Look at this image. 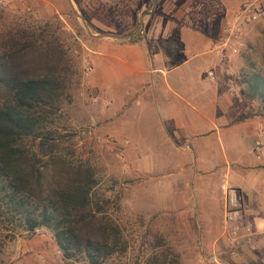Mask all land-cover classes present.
<instances>
[{
	"label": "rangeland",
	"instance_id": "obj_1",
	"mask_svg": "<svg viewBox=\"0 0 264 264\" xmlns=\"http://www.w3.org/2000/svg\"><path fill=\"white\" fill-rule=\"evenodd\" d=\"M1 1L0 54L9 49V38L22 42L30 40V36L47 40L62 54L56 69L62 76L64 88L53 113L46 118V126L55 135H60L59 151L66 158L91 166L96 180L91 192L93 201L102 205V216L117 224L126 245L124 251L111 254L100 264H149L151 256L160 252H167V258L176 257L178 264H219L222 260L223 264H257L250 259L253 254L248 247L237 249V254L232 257L219 222H215V236L206 235L204 238L206 245L203 248L196 244L198 238L188 235L191 229L177 230L170 227L169 215L162 210L165 205L155 204V186L159 180L153 181L152 172L139 169L135 158L126 156L122 151L124 141L115 135L113 129L106 127L105 110L110 102L104 103V91L94 89L88 83L92 68L90 43L98 38L85 32L82 22L72 13L66 0ZM155 1L71 0L90 32L114 34L135 30L140 11L145 8L155 10ZM242 1L196 0L191 5V11L195 13L194 24L203 32L216 33L221 19H225L231 9ZM149 2L152 5L148 7ZM260 3L262 13L238 33L237 73L223 79L242 95L241 99H236L238 106L244 107L251 115L264 118V107L257 100L241 93L245 88L241 82L243 75L251 72L264 75V0ZM166 24L167 20L157 14H146L142 33L139 34L151 39L162 33ZM92 96L96 97L94 101ZM124 116L131 123L132 130L136 131L139 126L137 110L132 109ZM261 137L260 134L258 138ZM35 142V139L26 138L22 144L34 150ZM152 144L150 140L149 145ZM207 144L210 161H218L222 154L218 141L214 138ZM148 158L151 169H159L153 167L154 160H166L164 166L170 165L168 158ZM219 179L217 175L214 177L217 187L213 191L221 200L217 185ZM2 211L0 264H66L46 229L37 228V231L28 232L23 229L16 214L5 209ZM181 249L183 251H179ZM71 264L87 263L77 259L72 260Z\"/></svg>",
	"mask_w": 264,
	"mask_h": 264
},
{
	"label": "crops",
	"instance_id": "obj_2",
	"mask_svg": "<svg viewBox=\"0 0 264 264\" xmlns=\"http://www.w3.org/2000/svg\"><path fill=\"white\" fill-rule=\"evenodd\" d=\"M195 1L156 0L149 13L167 20V27L151 39L93 40L88 83L107 96L106 127L124 141L122 151L135 158L139 169L152 172L153 181L159 180L155 204L165 205L170 227L191 229L188 235L198 238L199 248L206 245V235L215 236V222L222 228V195L219 200L213 191L217 175L218 189L226 181L238 190L242 216L252 223L232 257L248 247L250 259L264 264V118L236 104L242 95L223 79L226 68L214 49L236 7L221 19L216 33L203 32L194 24ZM238 58L234 54L230 59L229 77L237 73ZM209 69L212 81L206 78ZM132 109L139 118L136 131L124 116ZM214 138L222 154L211 162L207 143ZM148 156L168 158L171 167L160 159L152 163L159 169H151Z\"/></svg>",
	"mask_w": 264,
	"mask_h": 264
},
{
	"label": "trees",
	"instance_id": "obj_3",
	"mask_svg": "<svg viewBox=\"0 0 264 264\" xmlns=\"http://www.w3.org/2000/svg\"><path fill=\"white\" fill-rule=\"evenodd\" d=\"M8 40L9 49L0 54V213L16 214L28 232L46 229L66 264L77 259L100 264L126 245L117 224L93 201L91 166L66 158L59 151L60 135L46 126L64 88L56 69L62 54L42 38ZM241 82V93L264 107V75L247 73ZM26 138L36 140L34 150L22 144ZM149 264L178 260L160 252Z\"/></svg>",
	"mask_w": 264,
	"mask_h": 264
},
{
	"label": "built area",
	"instance_id": "obj_4",
	"mask_svg": "<svg viewBox=\"0 0 264 264\" xmlns=\"http://www.w3.org/2000/svg\"><path fill=\"white\" fill-rule=\"evenodd\" d=\"M261 0H244L233 11L230 20L224 27V34L214 45L215 52L219 55L220 61L225 65L223 71L229 77L231 73L230 59L237 53V44L240 36L238 33L243 27L253 21L262 13ZM0 3L2 1L0 0ZM206 78L212 81L214 78L213 70L206 72ZM104 103L108 104L106 96L103 95ZM96 99L92 96V100ZM260 143L256 142L258 147ZM222 195V229L221 234L224 242L233 255L237 246L243 241L252 230V223L242 216V203L238 190L229 185L226 181L219 184ZM37 231V229H36Z\"/></svg>",
	"mask_w": 264,
	"mask_h": 264
},
{
	"label": "water",
	"instance_id": "obj_5",
	"mask_svg": "<svg viewBox=\"0 0 264 264\" xmlns=\"http://www.w3.org/2000/svg\"><path fill=\"white\" fill-rule=\"evenodd\" d=\"M67 4L69 5L72 13L80 19V21L83 24V27L85 29V32L91 36V37H95V38H109V39H128L130 37H133L139 33H142V28H143V16L145 14H148L150 12L149 8H145L143 10L140 11L139 15H138V20H137V26L135 28V30H133L132 32L126 33V34H114V33H110V32H99V33H92L90 32L88 26L86 25V23L83 20V17L81 14H79L76 9L73 7L71 0H66ZM152 4L149 2L148 3V7L151 6Z\"/></svg>",
	"mask_w": 264,
	"mask_h": 264
}]
</instances>
